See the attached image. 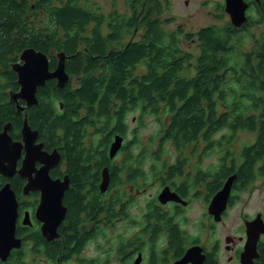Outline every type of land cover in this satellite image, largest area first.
Returning <instances> with one entry per match:
<instances>
[{
	"label": "trees",
	"instance_id": "16d2710c",
	"mask_svg": "<svg viewBox=\"0 0 264 264\" xmlns=\"http://www.w3.org/2000/svg\"><path fill=\"white\" fill-rule=\"evenodd\" d=\"M170 1L125 0L127 11H120L118 4L108 11L97 0H0V67L9 69L11 58L17 60L28 47L64 51L66 69L79 81L76 87L68 83L62 88L48 82L40 88L45 101L31 109L34 125L49 127L53 135L58 128L64 130L74 180L91 175L95 189L99 162L92 172L91 150L87 153L82 145L93 125L97 140L90 147L98 150L102 141L103 159L112 167L111 186L118 187V162L107 148L113 132L122 133V122L128 132L133 114L138 127L127 138L128 163L145 161L133 147L151 155L148 149L157 146L159 161L167 163L175 148L185 157L186 147L205 146L206 157H218L208 173L225 179L238 169V179L248 180L257 172L254 165L264 162V30L251 47L252 24L244 29L232 22L212 24L194 33L171 30L173 19L165 15ZM257 18L256 23L264 24V4ZM181 36L196 38L199 53L184 49ZM50 93L64 103L61 116L48 102ZM5 111L0 108V114ZM148 117L158 127L145 142L140 130ZM242 133L252 137L241 143ZM92 195L88 202L80 191L68 193L71 228L84 222L82 213L89 218L103 209L95 190ZM119 203L116 190L111 193V226L119 216Z\"/></svg>",
	"mask_w": 264,
	"mask_h": 264
},
{
	"label": "flooded vegetation",
	"instance_id": "af4514ba",
	"mask_svg": "<svg viewBox=\"0 0 264 264\" xmlns=\"http://www.w3.org/2000/svg\"><path fill=\"white\" fill-rule=\"evenodd\" d=\"M245 2L248 3L247 21L237 29L252 24L253 11L257 16V9L264 4V0ZM222 6L225 9V0L219 7ZM58 53H46L50 71L59 64ZM22 62L20 54L17 60L11 58L9 69L0 67V108L7 109L0 114V264H112V260H118V264H264V194L257 208L241 213L232 230L224 236L222 233V224L230 211L244 193L252 191L256 180L264 178V170L259 171L264 162L254 165L257 172L248 180L238 179V169L225 179L208 173L213 164H206L205 146L186 147L185 157L175 148L171 156H166L167 163L159 161L157 146L148 149L153 150L151 155L142 154L141 147H131L136 157H143L145 161L128 163L127 138L133 136L132 128L138 127L134 114L128 121V132L125 134L126 124L122 122L119 129L122 133L113 132L107 148L110 155L116 136L123 138L121 148L112 158L118 162L117 188L111 186L112 167L103 159L102 141L98 143V150L90 147V142H96L97 138L93 125L89 126L82 145L87 153L91 150L92 172L99 162L94 189L89 180L93 178L91 175L78 181L73 179L64 130L58 128L53 135L49 127L44 129L32 123V106L45 101L40 95L41 87L48 82L57 88L68 83L76 87L78 79L72 78L66 69L70 77L64 86H59L57 78L47 79L37 89V103L30 104L25 98H15L22 85L13 67ZM48 102L55 115L63 114L64 103L56 94L50 93ZM27 124L37 133L29 137L34 139L33 145L26 137ZM179 159L183 161L178 162ZM105 169L109 170L110 180L106 189H102ZM140 169L138 175L133 172ZM232 175L236 177L227 205L219 203L212 209L215 195ZM94 190L103 209H97L98 214L89 218L82 213L84 222L71 228L68 193L80 191L91 202ZM116 190L120 192L116 218L122 220L127 232L112 239L110 201L111 193ZM62 207L65 208L63 217ZM14 223L13 241L19 239L21 245L9 250L7 244L11 238L7 237ZM69 238H72L70 244Z\"/></svg>",
	"mask_w": 264,
	"mask_h": 264
},
{
	"label": "rangeland",
	"instance_id": "374dc122",
	"mask_svg": "<svg viewBox=\"0 0 264 264\" xmlns=\"http://www.w3.org/2000/svg\"><path fill=\"white\" fill-rule=\"evenodd\" d=\"M224 0H171L168 8L165 10V15L173 19L169 24L171 30L182 28L185 33H194L200 28L212 24L225 25L231 22L229 14L224 10H219L220 3ZM97 2L102 5L106 10H111V8L118 4L120 11H127V6L125 5V0H119V2H114L113 0H97ZM254 21L252 22L251 32L252 41L248 39V46L251 47L254 41L259 36L260 32L264 30V24L256 23L258 21L256 12L253 11ZM141 33L138 34V36ZM182 46L186 50L192 51L194 54L199 53L197 41L187 40L181 36ZM134 115V114H133ZM132 115V116H133ZM131 125L134 123L131 122ZM158 127L153 117H148L146 119L145 127L140 130L141 138L145 142L148 140L149 134H152ZM252 135L249 133H242L240 137L241 143L249 140ZM172 145H170L171 147ZM216 155H208L206 164L209 166L211 162L217 160ZM264 194V178H259L253 183V189L250 192L244 193L241 201L235 205V207L230 211V215L225 219L222 224L223 236L232 230L233 225L239 220V215L244 212H251L258 207L259 201ZM137 212V210H134ZM121 219L115 220L114 226L112 225L111 238L113 239L118 234L127 232L125 224L121 222ZM134 229V228H133ZM133 229L130 231L132 232ZM114 247V246H112ZM112 264H118V260H112Z\"/></svg>",
	"mask_w": 264,
	"mask_h": 264
},
{
	"label": "water",
	"instance_id": "95a60500",
	"mask_svg": "<svg viewBox=\"0 0 264 264\" xmlns=\"http://www.w3.org/2000/svg\"><path fill=\"white\" fill-rule=\"evenodd\" d=\"M247 9L248 3L245 2V0H225V10L229 14L231 22L235 27H241L247 21ZM58 56L60 61L57 68L54 71H50L49 58L44 51L38 50L34 47L25 48L21 53V60L23 62L15 63L13 67L18 73L19 82L22 85L21 91L16 94L15 98L22 97L27 99L30 104L37 103V89L40 85H44L47 79L57 78L59 86H64L70 77L69 73L66 71V53L61 51L58 53ZM25 132L26 137L30 141V145H33L34 139L30 140L29 137L33 134L35 136L37 134L36 131H31L30 126L27 124ZM122 141L123 138L121 136H116V139L111 145V157H114L121 148ZM235 177L236 175L230 176L223 189L215 195L212 201V209H214L215 205L219 203L227 205L231 193L232 183ZM109 180V170L105 169L104 179L101 185L102 189H106L109 184ZM59 201L61 200L59 199ZM61 211V217H63L65 208L62 207ZM61 217L59 218V221L62 219ZM13 236L15 238V223L12 226V232L9 233V236L7 237L9 239L11 238L7 244V249L9 250L13 247L21 245V241L19 239L13 241Z\"/></svg>",
	"mask_w": 264,
	"mask_h": 264
}]
</instances>
